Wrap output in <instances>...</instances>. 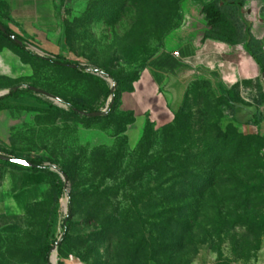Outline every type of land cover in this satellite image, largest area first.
<instances>
[{
    "label": "rangeland",
    "instance_id": "1",
    "mask_svg": "<svg viewBox=\"0 0 264 264\" xmlns=\"http://www.w3.org/2000/svg\"><path fill=\"white\" fill-rule=\"evenodd\" d=\"M213 1L64 0L39 24L8 18L25 44L0 35V92L18 86L8 155L49 168L8 171L0 264H264V93L235 75L240 45L204 47ZM54 55L79 70L41 59Z\"/></svg>",
    "mask_w": 264,
    "mask_h": 264
},
{
    "label": "crops",
    "instance_id": "2",
    "mask_svg": "<svg viewBox=\"0 0 264 264\" xmlns=\"http://www.w3.org/2000/svg\"><path fill=\"white\" fill-rule=\"evenodd\" d=\"M61 6V0H0V16L6 20V23L2 24L6 25L14 31L15 27L11 25L8 26V18H10L11 22L14 21L15 23L21 20L23 22L27 21L28 23L39 24V22L37 21L38 17L49 16L53 18L55 15L59 16ZM241 15L246 23V26L249 29V32L255 39L261 42L264 50V0H243L241 6ZM212 40L213 39L206 38L204 47H210V42ZM240 49L241 53L238 54V58H240V61H243L245 66H243L239 70L237 68H234L235 75L239 74L240 72L242 74L244 73V76L242 75L244 78H256L261 85V91L264 93V76L260 74L258 65L255 63L253 58L243 49L242 45H240ZM236 58L237 57H235V60ZM7 73V67L1 64L0 74L5 75ZM2 102L6 105H15L11 97H7L5 101ZM8 110V106L5 108H0V153L6 155H8ZM262 128L264 129V125H262ZM21 169L22 167L20 166L10 165L6 162L0 161L1 231L3 227L8 223V171L18 172Z\"/></svg>",
    "mask_w": 264,
    "mask_h": 264
},
{
    "label": "trees",
    "instance_id": "3",
    "mask_svg": "<svg viewBox=\"0 0 264 264\" xmlns=\"http://www.w3.org/2000/svg\"><path fill=\"white\" fill-rule=\"evenodd\" d=\"M242 3L243 0H215L211 3L201 6L200 12L204 15V19L206 22V28L203 32V37L205 39L209 38L218 40L229 46L242 45L243 49L253 58L255 63L258 65L260 74L264 76V50L261 42L251 35L248 27L246 26V23L241 15ZM63 4L64 0H61V5ZM4 27L5 33L0 32V35L7 39L9 42L16 45L21 50H25L23 39H21L13 30H11L6 25H4ZM14 38L20 39L22 41V44L19 45L18 43H16ZM41 59L45 63L57 67H71L70 65H73L72 68H75L76 70H79L80 68L79 63L76 60L65 57L63 55L43 56L41 57ZM83 68L85 69L86 67ZM122 82H124V80H122ZM257 87L259 91H261V85L259 83H257ZM26 91H30V88L26 89ZM16 93L17 91L11 89L6 97L12 96ZM223 97L229 107L233 109L235 102L238 100L237 91L234 88L227 89L223 94ZM1 100L2 98H0V108L9 106L3 103ZM116 100L117 96L116 94H114V101L110 104V110L113 108ZM69 105L75 112H78L77 110H80L71 103H69ZM14 157L23 158L16 155H14ZM24 159L30 161L32 165L30 167H25L2 160L0 161L31 170H47L49 168L47 165H45V162L48 161L46 157L35 156L24 157ZM138 164H141V160L138 161ZM64 174L66 173L64 172ZM55 188L57 192L60 193L63 189V183L61 181H57L55 184ZM30 252L32 254L39 253V251ZM44 255L45 258H47V251L44 253Z\"/></svg>",
    "mask_w": 264,
    "mask_h": 264
},
{
    "label": "water",
    "instance_id": "4",
    "mask_svg": "<svg viewBox=\"0 0 264 264\" xmlns=\"http://www.w3.org/2000/svg\"><path fill=\"white\" fill-rule=\"evenodd\" d=\"M0 32L5 33V27L4 25L0 22ZM15 42L18 43L19 45L22 44V41L20 39L14 38ZM71 67H73V65H70ZM18 88V86H14L11 89L12 90H16ZM29 88L31 90H34L36 92H41V93H45L43 90L37 88V87H33V86H29ZM10 89V90H11ZM10 90H4L0 92V97L6 96ZM113 92V87L111 88V93ZM114 101V97H112L111 103ZM110 103V104H111ZM79 113L83 114V115H87V116H92V117H97L100 115L104 114V111H92V112H84L81 110H77ZM0 160L2 161H6L9 163H13V164H17V165H21V166H25V167H30L32 165V163L24 158H17L11 155H6V154H2L0 153ZM64 186H66V183L64 184ZM56 248V244L52 246V250H54ZM49 264H56V259H55V255L53 256V254L50 257V261Z\"/></svg>",
    "mask_w": 264,
    "mask_h": 264
},
{
    "label": "built area",
    "instance_id": "5",
    "mask_svg": "<svg viewBox=\"0 0 264 264\" xmlns=\"http://www.w3.org/2000/svg\"><path fill=\"white\" fill-rule=\"evenodd\" d=\"M173 54L177 56L178 55V51H174Z\"/></svg>",
    "mask_w": 264,
    "mask_h": 264
},
{
    "label": "bare ground",
    "instance_id": "6",
    "mask_svg": "<svg viewBox=\"0 0 264 264\" xmlns=\"http://www.w3.org/2000/svg\"><path fill=\"white\" fill-rule=\"evenodd\" d=\"M53 254V256L55 255V253H52Z\"/></svg>",
    "mask_w": 264,
    "mask_h": 264
}]
</instances>
